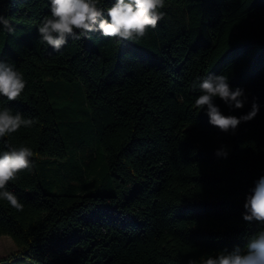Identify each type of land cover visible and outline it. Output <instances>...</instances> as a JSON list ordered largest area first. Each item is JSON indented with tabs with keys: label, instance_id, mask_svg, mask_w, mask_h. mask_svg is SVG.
Here are the masks:
<instances>
[{
	"label": "trees",
	"instance_id": "obj_1",
	"mask_svg": "<svg viewBox=\"0 0 264 264\" xmlns=\"http://www.w3.org/2000/svg\"><path fill=\"white\" fill-rule=\"evenodd\" d=\"M115 0H100L106 11ZM165 17L138 41L89 33L56 51L38 28L50 0H0V60L26 80L0 110L33 119L0 138L32 149V170L0 200V235L40 264H202L244 249L258 231L243 220L264 175V0H165ZM224 74L247 96L235 134L193 108L197 77ZM225 145L227 158L216 151ZM109 189L110 191H106Z\"/></svg>",
	"mask_w": 264,
	"mask_h": 264
},
{
	"label": "clouds",
	"instance_id": "obj_2",
	"mask_svg": "<svg viewBox=\"0 0 264 264\" xmlns=\"http://www.w3.org/2000/svg\"><path fill=\"white\" fill-rule=\"evenodd\" d=\"M165 0H115L106 9L100 6V0H50L51 15L44 17L38 32L41 41L52 49L59 51L67 42L87 38L89 33L99 32L104 37L119 41H138L147 36L150 29H156L164 19ZM0 25L8 33L15 31L8 18L0 15ZM23 74L12 64L0 60V96L8 101H18L26 87ZM191 87L198 88L200 95L194 101L193 108L206 110L209 124L221 132L235 134L242 122L253 120L259 105L255 101L251 110L239 117L225 115L215 103L219 98L230 109H242L247 96L242 88H233L228 76L224 74L197 77ZM35 121L26 119L20 112L4 108L0 110V138L11 136L21 127H31ZM31 148L8 146L0 152V200H5L17 211L24 205L19 198L8 190L10 182L18 178L22 171L32 170ZM217 157L227 158L228 148L225 145L216 151ZM243 220L255 223L258 231L248 238L244 249L236 247L233 251H221L213 256L209 254L202 264H264V175L255 181V186L246 196L243 205ZM189 264H193L192 261Z\"/></svg>",
	"mask_w": 264,
	"mask_h": 264
},
{
	"label": "rangeland",
	"instance_id": "obj_3",
	"mask_svg": "<svg viewBox=\"0 0 264 264\" xmlns=\"http://www.w3.org/2000/svg\"><path fill=\"white\" fill-rule=\"evenodd\" d=\"M110 191L109 189H105ZM17 248L13 239L9 235H0V258L13 252ZM0 264H40L34 261L32 258L24 255H18L11 259H8Z\"/></svg>",
	"mask_w": 264,
	"mask_h": 264
}]
</instances>
